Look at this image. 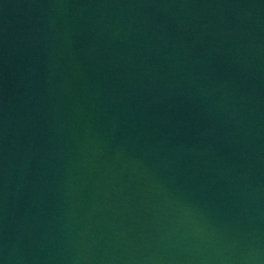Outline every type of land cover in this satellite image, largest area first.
<instances>
[{
	"label": "water",
	"instance_id": "water-1",
	"mask_svg": "<svg viewBox=\"0 0 264 264\" xmlns=\"http://www.w3.org/2000/svg\"><path fill=\"white\" fill-rule=\"evenodd\" d=\"M0 264H264V0H0Z\"/></svg>",
	"mask_w": 264,
	"mask_h": 264
}]
</instances>
